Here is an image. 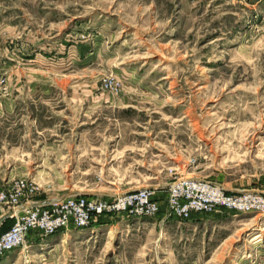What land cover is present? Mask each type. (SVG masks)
<instances>
[{"label":"rangeland","instance_id":"374dc122","mask_svg":"<svg viewBox=\"0 0 264 264\" xmlns=\"http://www.w3.org/2000/svg\"><path fill=\"white\" fill-rule=\"evenodd\" d=\"M179 179L264 196V0H0V191L158 205L3 264H264V212L168 216Z\"/></svg>","mask_w":264,"mask_h":264},{"label":"built area","instance_id":"2783aa9c","mask_svg":"<svg viewBox=\"0 0 264 264\" xmlns=\"http://www.w3.org/2000/svg\"><path fill=\"white\" fill-rule=\"evenodd\" d=\"M32 191L33 188H28L22 180L0 191V205L10 209L9 218L12 220L11 225L0 233V256L6 251L24 247L25 234L30 230L44 236L68 228H85L97 215L105 212L144 217L158 209L153 193L147 189L119 195L110 202L83 197L28 202ZM166 209L168 216L178 219L192 214L262 213L264 196L254 191L225 194L219 186L209 182L179 179L168 188Z\"/></svg>","mask_w":264,"mask_h":264},{"label":"crops","instance_id":"0c3cea01","mask_svg":"<svg viewBox=\"0 0 264 264\" xmlns=\"http://www.w3.org/2000/svg\"><path fill=\"white\" fill-rule=\"evenodd\" d=\"M9 212H10V210L8 208H5V209L0 208V233L4 232L12 223V220L9 218ZM215 214H217V213H214L211 215L214 216ZM192 215L197 216L200 214H192ZM74 230L75 229L68 228L65 230L58 231L59 233H53L51 235H44V236L40 235L39 233H36L33 230H30L25 234V245H24V247L15 248V249L4 252L0 256V264H3V258L10 257V255H13L14 253L16 254V258L17 257L20 258L19 253L23 252V248L24 249L26 248V250H28V251H32L34 249H37V252L34 254L36 256L42 255V253L39 252V249L46 248L49 251H55L58 246L62 245V241L70 240L72 238V236L75 234V233H72ZM74 239H76V238L74 237ZM74 256H75L74 254L70 255V258H71L70 264H77V261H76ZM22 258H25V257L22 256ZM74 261L76 263H74ZM21 262H23V260ZM26 263H27V261H26ZM26 263L23 262V264H26Z\"/></svg>","mask_w":264,"mask_h":264}]
</instances>
